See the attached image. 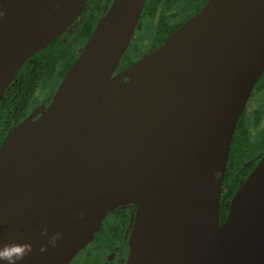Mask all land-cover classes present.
<instances>
[{
	"label": "water",
	"instance_id": "water-1",
	"mask_svg": "<svg viewBox=\"0 0 264 264\" xmlns=\"http://www.w3.org/2000/svg\"><path fill=\"white\" fill-rule=\"evenodd\" d=\"M87 1L0 0V100ZM145 2L112 0L48 107L0 144V247L29 245L22 264H69L128 204L125 264H264V154L220 224L233 133L264 71V0H207L116 73Z\"/></svg>",
	"mask_w": 264,
	"mask_h": 264
},
{
	"label": "flooded vegetation",
	"instance_id": "flooded-vegetation-1",
	"mask_svg": "<svg viewBox=\"0 0 264 264\" xmlns=\"http://www.w3.org/2000/svg\"><path fill=\"white\" fill-rule=\"evenodd\" d=\"M95 1L103 7L99 15L100 18L105 10V7L108 6L112 0ZM206 1L207 0H153L155 9L154 12L150 14L145 8L147 3L146 0L140 18L142 17V19H152L155 23L154 31L148 35L146 41L141 39V46H137L136 43L139 42L140 39L136 38L134 30L130 43L126 51L122 55L115 72L117 73L120 70L128 67L143 55L149 53L157 46H159L173 31H175L188 18L196 13ZM89 2H92V0L87 1V4L79 15L78 19L71 25V27H69V29L64 34H62L63 36L73 35L74 32L80 28L83 21L87 17V14L93 11L92 5H90ZM81 47L78 48V51ZM52 79L45 87H38L36 92L33 93L28 102L24 105V108H21V105H19L18 103H14L12 112L15 119L5 137L12 131L13 128H15L16 126H23L28 118L34 120L48 107L56 93V90L62 78L59 79L57 75H54ZM55 84L57 85L55 86ZM23 97L24 95H22V99ZM34 98H38V101H34ZM262 101H264L263 73L253 87L246 106L242 112L243 118L248 125V132L250 131L249 126L251 124L249 120L246 119V112L250 110L252 113V119L255 117L254 120L256 124L253 127L255 129V140L264 133V127L262 128L257 125L261 115L258 110H260L259 107ZM263 154L264 149L256 153L255 158L259 160ZM258 160L256 161V163L258 162ZM226 189V185L222 186V192L220 196V210L221 208H224L225 217L228 203L232 195L234 194L233 193L231 196H228ZM135 213L136 206L132 204L122 205L108 212L101 221L99 228L90 243L82 250H80L72 258L69 264H125L129 248L130 231L134 222Z\"/></svg>",
	"mask_w": 264,
	"mask_h": 264
},
{
	"label": "trees",
	"instance_id": "trees-1",
	"mask_svg": "<svg viewBox=\"0 0 264 264\" xmlns=\"http://www.w3.org/2000/svg\"><path fill=\"white\" fill-rule=\"evenodd\" d=\"M89 3L92 5L93 11L87 14L80 28L73 35H62L56 38L44 50L29 58L10 83L0 100V144L15 119L12 112L14 103H18L21 108H24V105L39 86L45 87L54 75H57L59 79L63 78L75 61L78 55V48L84 44L91 34L103 9L95 0ZM145 8L152 14L155 9L153 0H147ZM22 95H24L23 99ZM263 149L264 133L254 142H251L248 125L241 114L233 133L224 173V184L222 185H226L228 196H231L236 191L243 179L253 169L258 160L255 158V154ZM224 219L225 210L221 208L220 224Z\"/></svg>",
	"mask_w": 264,
	"mask_h": 264
},
{
	"label": "clouds",
	"instance_id": "clouds-1",
	"mask_svg": "<svg viewBox=\"0 0 264 264\" xmlns=\"http://www.w3.org/2000/svg\"><path fill=\"white\" fill-rule=\"evenodd\" d=\"M42 235L47 236L48 245L55 247L57 241L62 238L61 233L48 235L47 228L42 229ZM41 251H46L42 247ZM31 252L29 245L8 244L0 247V264H22L24 258Z\"/></svg>",
	"mask_w": 264,
	"mask_h": 264
},
{
	"label": "rangeland",
	"instance_id": "rangeland-1",
	"mask_svg": "<svg viewBox=\"0 0 264 264\" xmlns=\"http://www.w3.org/2000/svg\"><path fill=\"white\" fill-rule=\"evenodd\" d=\"M80 19V18H79ZM77 23V22H76ZM75 23V24H76ZM74 24V25H75ZM154 21L152 19H149V18H146V19H142V17L139 19L138 23H137V26L135 28V35H136V38H139L140 41L136 43L137 46H141V39H143L144 41H146V38L148 37V35L150 33H152L154 31ZM71 27V26H70ZM72 29V28H71ZM55 79V78H54ZM53 81V79H52ZM57 84H55L56 86ZM42 89V88H41ZM34 101H38V98H34ZM260 110H258V112H260V118H259V121H258V126L259 127H264V101H262L260 107H259ZM251 111L248 110L246 112V119L249 120L250 122V131H249V138L251 141H254L255 140V137H254V133H255V129L253 128L256 124L255 122V117L252 119V115H251ZM255 122V123H254ZM258 128V127H257Z\"/></svg>",
	"mask_w": 264,
	"mask_h": 264
}]
</instances>
